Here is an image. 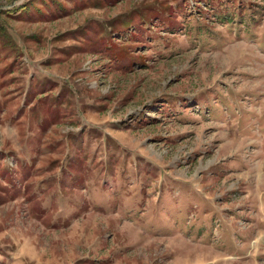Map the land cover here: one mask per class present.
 <instances>
[{
    "label": "rangeland",
    "instance_id": "1",
    "mask_svg": "<svg viewBox=\"0 0 264 264\" xmlns=\"http://www.w3.org/2000/svg\"><path fill=\"white\" fill-rule=\"evenodd\" d=\"M0 264H264V0H0Z\"/></svg>",
    "mask_w": 264,
    "mask_h": 264
}]
</instances>
